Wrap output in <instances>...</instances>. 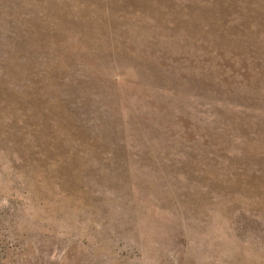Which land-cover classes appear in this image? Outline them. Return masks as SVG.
<instances>
[{"label": "rangeland", "instance_id": "374dc122", "mask_svg": "<svg viewBox=\"0 0 264 264\" xmlns=\"http://www.w3.org/2000/svg\"><path fill=\"white\" fill-rule=\"evenodd\" d=\"M0 264H264V0H0Z\"/></svg>", "mask_w": 264, "mask_h": 264}]
</instances>
